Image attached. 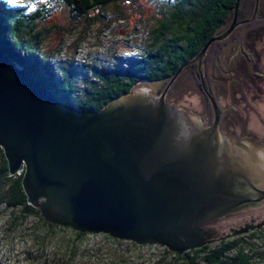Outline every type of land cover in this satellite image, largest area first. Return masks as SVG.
Wrapping results in <instances>:
<instances>
[{
    "label": "water",
    "instance_id": "1",
    "mask_svg": "<svg viewBox=\"0 0 264 264\" xmlns=\"http://www.w3.org/2000/svg\"><path fill=\"white\" fill-rule=\"evenodd\" d=\"M235 26L236 13L160 95L134 87L100 110L64 102L0 50V146L7 175L22 174L28 203L55 224L161 244L179 254L212 241L210 224L264 202V157L244 143L221 140L212 94L209 125L187 120L166 97L183 67L197 60L201 66L211 44ZM262 225L264 220L235 233Z\"/></svg>",
    "mask_w": 264,
    "mask_h": 264
},
{
    "label": "rangeland",
    "instance_id": "2",
    "mask_svg": "<svg viewBox=\"0 0 264 264\" xmlns=\"http://www.w3.org/2000/svg\"><path fill=\"white\" fill-rule=\"evenodd\" d=\"M254 1L251 9L247 8V20L236 17L235 29L227 38L211 44L201 66L197 60L183 67L171 83L166 99L187 120L198 119L209 125L215 114L210 99L212 94L218 106L219 122L230 125L231 134L228 138L222 133L223 141L228 140L233 146L244 143L264 157V0ZM32 2L36 9L42 3L49 11L48 15L44 14L45 18L36 21V28L46 33L41 51L50 52L53 60L73 62L86 69L125 64L126 58L149 49L157 37L156 32L175 20L170 5L176 0H118L96 21L88 22L71 20L64 3ZM239 2L237 0L233 16L220 32L234 23ZM167 37L175 39L168 32ZM190 65L193 67L186 69ZM171 79L143 81L136 87H145L157 96ZM244 133L253 139L240 138L246 135ZM239 216H233L229 221L236 222ZM219 219L208 226L219 235L205 244L209 247L225 241L216 231L219 227L215 223ZM55 225L58 226L49 227L37 216H25L20 208L0 205V264H170L175 258V251L165 245L138 244L104 232H87L78 237L74 228ZM241 228L231 229V238H245L247 254L253 250L264 253V229L257 232L258 237L250 238L251 230L235 233ZM165 248L171 251L170 254L165 253ZM251 261L252 264H264V258L260 257ZM199 263L207 264L202 258Z\"/></svg>",
    "mask_w": 264,
    "mask_h": 264
},
{
    "label": "trees",
    "instance_id": "3",
    "mask_svg": "<svg viewBox=\"0 0 264 264\" xmlns=\"http://www.w3.org/2000/svg\"><path fill=\"white\" fill-rule=\"evenodd\" d=\"M50 1L64 3L71 20L88 22L96 21L118 0ZM236 2L176 0L170 5L175 20H171L164 30L156 32L157 37L149 49L140 55L126 58L125 64L86 69L73 62L53 60L50 52L41 51L46 33L36 28V21L48 15L45 4L40 3L39 9L25 15L22 8L9 5L7 0H0V50L43 80L64 102L80 110H100L112 98L130 91L143 81L170 79L185 61L201 50L210 37L223 30L234 14ZM254 2L240 0L237 20H245L249 16L247 8L251 9ZM167 32L172 33L175 39H169ZM192 67L190 65L186 69ZM7 173V159L0 146V205L4 204L11 209L20 208L23 215L37 216L49 227H57L45 220L39 208L28 203L22 174L8 176ZM76 233L78 237L87 234L80 231ZM249 237H258V234L251 232ZM244 244H247L245 238L235 236L214 247L205 245L184 254L174 252L175 258L169 263L200 264L199 259L202 258L207 264H252L253 258H264V253L255 250L250 254L245 253ZM170 252L165 248L167 255Z\"/></svg>",
    "mask_w": 264,
    "mask_h": 264
},
{
    "label": "flooded vegetation",
    "instance_id": "4",
    "mask_svg": "<svg viewBox=\"0 0 264 264\" xmlns=\"http://www.w3.org/2000/svg\"><path fill=\"white\" fill-rule=\"evenodd\" d=\"M242 21H244V19ZM227 119L229 120V117ZM229 127H230L229 124L226 125L225 123V125H221L220 123L221 132L225 134V136H228V138H229V135L231 134V131L228 130ZM244 134L246 135L245 136L241 135L240 138L253 139L252 137L248 135V133H244ZM236 215L238 216L240 215L236 222L229 221L231 217L236 216ZM263 220H264V202H262L260 205H257V206H248V207L242 208L238 211L228 214L227 216L222 217L221 220L219 219L215 223L219 227V229L216 228V231L221 234L220 237L222 239L227 240L231 238L230 236L231 229L233 230V229H237L238 227H244L248 225H257L258 223H261ZM263 229H264V225H262L261 227L255 228L251 230L250 232H260ZM216 236L217 238H219L218 234H216Z\"/></svg>",
    "mask_w": 264,
    "mask_h": 264
},
{
    "label": "clouds",
    "instance_id": "5",
    "mask_svg": "<svg viewBox=\"0 0 264 264\" xmlns=\"http://www.w3.org/2000/svg\"><path fill=\"white\" fill-rule=\"evenodd\" d=\"M7 3L22 8L25 15L31 14L36 10V4L32 0H7Z\"/></svg>",
    "mask_w": 264,
    "mask_h": 264
},
{
    "label": "bare ground",
    "instance_id": "6",
    "mask_svg": "<svg viewBox=\"0 0 264 264\" xmlns=\"http://www.w3.org/2000/svg\"><path fill=\"white\" fill-rule=\"evenodd\" d=\"M232 65H233V64H232ZM220 137H221V140H223V138H222V137H223V136H222V132H220Z\"/></svg>",
    "mask_w": 264,
    "mask_h": 264
}]
</instances>
